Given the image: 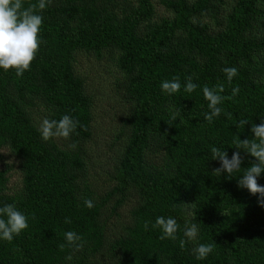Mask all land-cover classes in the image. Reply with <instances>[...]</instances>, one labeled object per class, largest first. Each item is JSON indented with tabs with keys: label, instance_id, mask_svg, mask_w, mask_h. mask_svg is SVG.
Masks as SVG:
<instances>
[{
	"label": "trees",
	"instance_id": "1",
	"mask_svg": "<svg viewBox=\"0 0 264 264\" xmlns=\"http://www.w3.org/2000/svg\"><path fill=\"white\" fill-rule=\"evenodd\" d=\"M159 3L165 14L152 0H50L38 13L40 46L30 69L17 76L0 68V162L8 150L22 175L11 189L0 165V207L13 204L28 221L12 241L0 239V264H264V207L259 194L238 187L255 157L239 149L241 169L229 178L213 172L220 161L211 154L217 147L230 159L234 141L253 138L252 124L264 118V0ZM79 53L112 59L127 105L105 192L88 179L94 97L76 71ZM225 67L238 70L231 83ZM174 77L181 89L167 95L161 83ZM188 77L197 85L192 93L184 91ZM221 84L223 96L239 91L209 123L202 89ZM65 114L79 121L69 139L43 140L41 116ZM241 119L249 122L238 129ZM257 181L264 186V171ZM158 216L176 219V240L160 239L152 227ZM186 223L199 232L182 249ZM67 231L83 238L81 250L67 244ZM198 243L214 245L203 260L191 251Z\"/></svg>",
	"mask_w": 264,
	"mask_h": 264
},
{
	"label": "clouds",
	"instance_id": "2",
	"mask_svg": "<svg viewBox=\"0 0 264 264\" xmlns=\"http://www.w3.org/2000/svg\"><path fill=\"white\" fill-rule=\"evenodd\" d=\"M50 0H38L36 3H29L25 6V0H0V68L4 71L15 69L17 76H22L23 73L30 69L31 62L35 59L38 52L40 41L38 34L40 27L43 23L42 15L38 14L44 10ZM222 71L226 74L229 83L232 78L237 75L238 70L236 67H225ZM197 88V85L192 82V78L188 77L184 85V91L192 93ZM181 83L178 77L172 80H164L161 83V90L167 95H172L179 92ZM203 97L208 102L209 112L204 114V118L209 123L218 117L222 108L218 107L224 100H231L239 91L238 88L232 89L231 96H223L224 86L218 85L214 88L204 86ZM231 115V114H229ZM171 121H175L179 116V112L170 113ZM169 125L172 123L166 121ZM249 121L241 119L236 124L237 128H244L245 124ZM79 121L74 120L71 116L65 114L59 120L44 118L40 124L38 131L43 140L48 141L52 138L69 139L70 135L76 130ZM251 132L254 137L251 139L240 138L234 141V147L238 151L234 152L229 159L226 151L220 148L212 147V159L220 161V167L215 168L213 172L221 174L226 172L229 178L232 177L234 172L241 169L242 157L239 149H243L252 157H255V162L250 167L245 168L243 174L239 177L238 187L246 188L252 195L259 194L258 204L264 207V186L260 185L257 177L264 171V118L261 117L259 124H252ZM70 148H75L76 144L69 145ZM84 204L88 208H92L93 202L90 199H85ZM66 223L71 221L66 218ZM148 223L145 222L144 227L147 230ZM28 227V221L25 214L17 210L13 204H6L0 207V239L12 241L14 236L21 233ZM153 228H159L162 231L160 239L170 238L176 240V233L179 225L175 218L158 216L155 223L152 224ZM198 226L193 224H185L184 236L187 238L179 241L180 247L183 249L186 242H195L198 237ZM67 244L73 246L76 250L83 248L82 237L74 231H67L64 234ZM59 248L63 250L65 244H60ZM214 250V245L198 243L192 248V253L197 260L205 259ZM71 257H68L70 259Z\"/></svg>",
	"mask_w": 264,
	"mask_h": 264
},
{
	"label": "rangeland",
	"instance_id": "3",
	"mask_svg": "<svg viewBox=\"0 0 264 264\" xmlns=\"http://www.w3.org/2000/svg\"><path fill=\"white\" fill-rule=\"evenodd\" d=\"M152 2L159 15L165 14L159 0H152ZM75 67L86 80L87 91L94 97L93 135L92 139L85 144L88 179L95 189L105 192L109 189V176L123 144L121 127L122 120L126 116L127 105L121 99L122 90L116 86L120 74L112 59L106 55L97 57L79 53L76 55ZM2 154L0 165L9 171V187L16 189L20 186L22 178L18 160L8 150L3 149ZM128 208L129 206L126 205L122 209L123 216L128 215Z\"/></svg>",
	"mask_w": 264,
	"mask_h": 264
}]
</instances>
